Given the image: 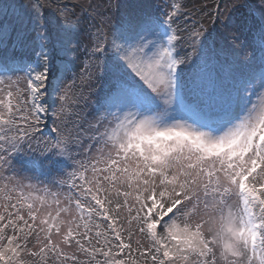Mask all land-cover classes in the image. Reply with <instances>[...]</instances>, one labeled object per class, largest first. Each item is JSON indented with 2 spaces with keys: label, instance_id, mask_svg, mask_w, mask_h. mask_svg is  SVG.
<instances>
[{
  "label": "snow or ice",
  "instance_id": "6c2138e0",
  "mask_svg": "<svg viewBox=\"0 0 264 264\" xmlns=\"http://www.w3.org/2000/svg\"><path fill=\"white\" fill-rule=\"evenodd\" d=\"M205 15L0 0V264H264V0Z\"/></svg>",
  "mask_w": 264,
  "mask_h": 264
},
{
  "label": "trees",
  "instance_id": "16d2710c",
  "mask_svg": "<svg viewBox=\"0 0 264 264\" xmlns=\"http://www.w3.org/2000/svg\"><path fill=\"white\" fill-rule=\"evenodd\" d=\"M81 0H79L80 2ZM24 2H27V0H24ZM93 4H98L99 6H104V4L107 3V0H91L90 1ZM219 2L221 4V7L223 8L224 5L230 4L231 0H183L184 8L186 10V13H191L196 19H201V17H204L205 23H208V20L206 18L207 13L212 11L216 5V3ZM52 4L60 3V4H68L71 6V0H51ZM82 3V1L80 2ZM77 12H79V9H76ZM71 78V77H70ZM46 124H52V120L48 119ZM43 132L47 133L49 135H52L51 129L49 126H43Z\"/></svg>",
  "mask_w": 264,
  "mask_h": 264
},
{
  "label": "rangeland",
  "instance_id": "374dc122",
  "mask_svg": "<svg viewBox=\"0 0 264 264\" xmlns=\"http://www.w3.org/2000/svg\"><path fill=\"white\" fill-rule=\"evenodd\" d=\"M82 1V3L83 4H85V5H87L91 0H81ZM80 1V2H81ZM105 2H106V0H105ZM96 5V4H95ZM98 5V4H97ZM105 5V4H104ZM103 6L101 5V8H102ZM79 9V8H78ZM79 11H80V9H79ZM79 13V12H78ZM69 78H70V76H69ZM88 113H91V112H93V107H92V105H91V103L89 104V107L87 108V110H86ZM46 126H49L50 127V129L52 128V126H53V124H46ZM43 127V126H42ZM44 130V129H43ZM43 135H45V136H47V135H49V134H47V133H44L43 132Z\"/></svg>",
  "mask_w": 264,
  "mask_h": 264
}]
</instances>
